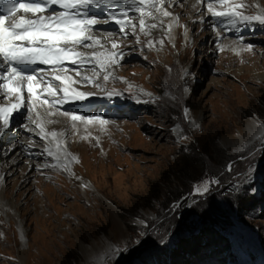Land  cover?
I'll return each mask as SVG.
<instances>
[{
	"label": "rangeland",
	"instance_id": "rangeland-1",
	"mask_svg": "<svg viewBox=\"0 0 264 264\" xmlns=\"http://www.w3.org/2000/svg\"><path fill=\"white\" fill-rule=\"evenodd\" d=\"M209 2L179 0L172 31L170 18L158 34L137 27L140 43L99 26L124 58L99 88L80 85L90 102L61 109L108 121L78 134L62 126L72 174L45 166L57 161L39 129H25L26 109L0 134V264H95L115 244L128 251L106 264H264V151L253 139L264 123V27L214 30ZM211 178L219 183L195 193Z\"/></svg>",
	"mask_w": 264,
	"mask_h": 264
},
{
	"label": "snow or ice",
	"instance_id": "snow-or-ice-1",
	"mask_svg": "<svg viewBox=\"0 0 264 264\" xmlns=\"http://www.w3.org/2000/svg\"><path fill=\"white\" fill-rule=\"evenodd\" d=\"M178 2L179 0H0V101H6L0 102V134L9 130L12 120L26 109L29 123L24 125L25 129H39L36 134L46 141L44 152L57 161L56 164L45 166L59 167L72 174L69 165L71 161H78L63 147L65 133L55 130L47 132L40 109L43 108L49 116H64L73 130L77 128V123L85 126L106 125L108 121L101 116L81 115L77 108L61 111L65 104L75 105L93 95L78 90V85L88 83L99 88L101 74L103 80L108 81L112 77L109 70L124 58L122 47L112 39L114 32L105 30L102 36L99 26L114 23L122 36L134 35L136 42L140 43L137 27L139 33L150 35L153 29L164 26V18H170L166 31H172L179 22V15L170 8ZM251 7L256 11L249 14L247 9ZM133 12L137 14L135 17L130 15ZM207 13L214 21L211 25L214 30L220 28L231 32L256 24L264 27V7L259 5L258 0L253 4L245 3V0H211L207 3ZM201 20L204 21L205 17L201 16ZM184 27L187 32L186 26ZM239 39L243 42L242 36ZM109 41L111 49L106 46ZM147 46L153 47L154 44L148 41ZM246 50L251 51L252 45H248ZM88 68L91 75L87 74ZM70 73H75V76ZM184 117L190 118L187 108L184 109ZM192 124L196 126L195 121ZM258 128L260 132L254 134L253 139L261 145V151H264V123H260ZM175 130L179 134L178 126ZM244 147L247 148L248 145ZM61 153L65 157L71 156V161L65 159L61 163ZM249 154L252 155L251 152ZM232 168L233 165L229 164L228 170L231 171ZM249 171H253L251 166ZM216 183L219 181L215 178L204 180L194 186V191L203 195L209 191L210 184ZM81 187L90 185L82 184ZM134 223L143 225L145 221L136 220ZM127 251L126 245H109L104 253L92 259L95 264H106L107 260L115 261Z\"/></svg>",
	"mask_w": 264,
	"mask_h": 264
},
{
	"label": "bare ground",
	"instance_id": "bare-ground-1",
	"mask_svg": "<svg viewBox=\"0 0 264 264\" xmlns=\"http://www.w3.org/2000/svg\"><path fill=\"white\" fill-rule=\"evenodd\" d=\"M130 15H132L133 17H135L136 16V13H131ZM151 22H156V23H158V21H151ZM153 31H156L155 32V34H158L157 32H158V28H156V29H154ZM107 47H108V44L106 45ZM109 48V47H108ZM69 67H72V65H69ZM70 75H73V76H75V73H70ZM78 87V90H80V85H78L77 86ZM25 95H26V93H25ZM92 100V97H89L88 99H86L85 101H83V102H79V103H77V104H75V105H71V104H65L64 106H79V105H83L84 103H87V101L88 102H90ZM0 102H6V101H0ZM40 113H41V117H42V119H44L45 120V116H48L49 118H47L48 119V121L50 120V121H52V123L53 124H51L52 126H56V127H54L53 128V130L52 131H64V133H65V130H64V128L62 127V126H65V127H67L69 130H71V132L72 131H74V132H76L77 134L79 133L78 132V130H80L79 128L80 127H83V126H85V125H83V124H79V123H77V128L75 129V130H73L72 128H71V125H70V122L68 121V119L67 118H65L64 116H62V115H55L53 118H51L49 115H46L45 114V111H44V109L43 108H41L40 109ZM52 116V115H51ZM52 131H47V132H52ZM69 133V132H68ZM73 133V132H72ZM76 133H74V134H76ZM76 134V135H77ZM78 136V135H77ZM71 137V136H70ZM49 139H51V137L49 138ZM73 139V138H72ZM43 146H44V148H45V146H46V141L44 140V143H43ZM7 204L6 205H9L10 204V202H6Z\"/></svg>",
	"mask_w": 264,
	"mask_h": 264
}]
</instances>
